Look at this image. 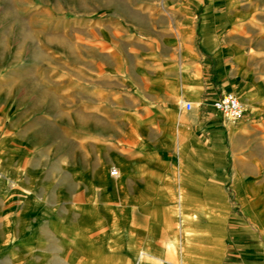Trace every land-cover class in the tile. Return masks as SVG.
Wrapping results in <instances>:
<instances>
[{
  "label": "crops",
  "instance_id": "obj_1",
  "mask_svg": "<svg viewBox=\"0 0 264 264\" xmlns=\"http://www.w3.org/2000/svg\"><path fill=\"white\" fill-rule=\"evenodd\" d=\"M216 2L95 0L86 17L89 31L76 32L72 66L33 65L31 75L14 86L15 98L26 106L13 117L24 115L21 131L35 119H50L27 105L57 104L62 117L72 104L75 119L95 120L105 130L107 141L90 151L92 160L106 159L95 180L120 186L129 222L131 211L140 218L155 212L148 200H178L180 228L202 264H264V62L257 46L219 31L222 22L210 12ZM30 82L36 89L29 90ZM227 91L243 104L235 121L223 120L212 107ZM17 132L10 151L19 159L33 149ZM109 164L118 167L112 182ZM226 184L241 201V214L226 208L222 216L212 213L208 201L225 200ZM138 200L146 205L132 202ZM169 207L175 215V205ZM158 221L155 226L165 229ZM217 221V229L208 225ZM143 253H136L137 261Z\"/></svg>",
  "mask_w": 264,
  "mask_h": 264
},
{
  "label": "rangeland",
  "instance_id": "obj_2",
  "mask_svg": "<svg viewBox=\"0 0 264 264\" xmlns=\"http://www.w3.org/2000/svg\"><path fill=\"white\" fill-rule=\"evenodd\" d=\"M92 3L95 0H0V147L8 149L0 154V264H202L201 254H192L189 233L180 228L178 200H148L155 212L149 209L140 218L131 211L129 222L130 205L120 186L114 189L115 184L101 183L98 176L99 183L95 180L97 166H105L106 159L92 160L90 151L108 139L97 121L75 119L72 104L58 117L57 104L39 101L27 105L28 110H43L50 119H35L31 128L19 131L24 115L13 117L26 106L24 99L15 98L14 86L31 75L33 65L72 66L76 32L89 31L86 17ZM216 6L210 12L222 22L219 31L257 46L263 63L264 0H217ZM237 33L245 36L241 39ZM29 85L30 91L36 87ZM15 132L33 149L19 159L10 151L16 145ZM113 167L106 173L109 182L116 180L110 174ZM227 172L231 178V170ZM224 189L225 200L215 196L208 201L212 213L222 216L226 208L241 214V201L233 199L228 184ZM132 202L139 208L146 205L143 200ZM156 220L166 228L158 229ZM218 224L208 222L212 229ZM139 227L143 233L134 231ZM233 227L227 221V229ZM140 250L145 253L137 261Z\"/></svg>",
  "mask_w": 264,
  "mask_h": 264
},
{
  "label": "built area",
  "instance_id": "obj_3",
  "mask_svg": "<svg viewBox=\"0 0 264 264\" xmlns=\"http://www.w3.org/2000/svg\"><path fill=\"white\" fill-rule=\"evenodd\" d=\"M184 106L187 109H190L192 107L191 103L189 102H184ZM212 107L220 112L222 116L231 121H235L241 118L244 113V108L241 100L235 93L231 91L222 93L219 97L214 99L212 101ZM110 174L117 175L118 170L113 167L110 171Z\"/></svg>",
  "mask_w": 264,
  "mask_h": 264
},
{
  "label": "bare ground",
  "instance_id": "obj_4",
  "mask_svg": "<svg viewBox=\"0 0 264 264\" xmlns=\"http://www.w3.org/2000/svg\"><path fill=\"white\" fill-rule=\"evenodd\" d=\"M117 175H118V174H117ZM117 175H116V176H117Z\"/></svg>",
  "mask_w": 264,
  "mask_h": 264
}]
</instances>
